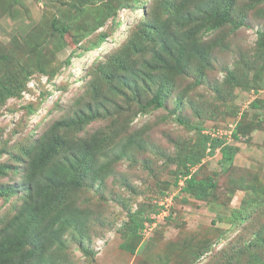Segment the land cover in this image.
Returning <instances> with one entry per match:
<instances>
[{"label": "rangeland", "instance_id": "rangeland-1", "mask_svg": "<svg viewBox=\"0 0 264 264\" xmlns=\"http://www.w3.org/2000/svg\"><path fill=\"white\" fill-rule=\"evenodd\" d=\"M6 1L9 10L0 17V55L11 58L20 80L37 58L58 69L52 76L49 69L45 74L31 73L19 95L0 104V188L8 193L13 189L7 201L0 199V232L22 203L29 148H35L44 136L52 138L50 131L57 121L92 100L91 80L95 86L104 82L98 64L103 68L112 54L129 43L145 21L144 6L153 23L168 16L162 7L155 10L156 0H138L133 8L118 10L114 20L108 19L102 28L85 36L94 25L101 1L108 0ZM73 3L84 11H76ZM261 13L250 18L248 27L225 39L221 32L200 35L207 66L199 70L200 60L194 58L192 70L175 79L163 109L144 111L134 101L113 96L112 103L106 104L109 117L81 131H71V122L63 121L66 135L59 134L64 147L55 156L61 164L64 156L83 143L101 141L106 133L111 137L113 129L104 130L110 124L129 123L125 134L137 136L139 131L142 141L126 149L120 160L114 157L126 140L120 136V143H109L108 157L97 163L101 171L72 197L73 208L85 222L81 234L70 230L63 235L65 246L56 253V264H221L223 258L231 264H254L249 253L257 248L244 247L264 223V207L246 209L248 193L235 181L243 178L264 188V6ZM53 18L69 26L61 38L58 32L51 33ZM97 34H105V40L86 50L89 39ZM144 83L140 84L141 95L148 100L155 87ZM248 122L257 129L251 137L228 142L238 146L229 167L221 164L220 151L212 150L211 142H201L208 130L228 132L230 125L235 128ZM194 153L201 159L190 172L197 179L217 183L207 202L179 193L182 179L177 162ZM176 177L180 178L177 187L173 185ZM230 180H234L231 185ZM226 188L235 196L229 197ZM169 197H173L171 206L167 205ZM211 200L221 205L214 207ZM141 222L148 228L136 237L131 228ZM206 238L208 249L195 258ZM129 245L133 251L126 249Z\"/></svg>", "mask_w": 264, "mask_h": 264}, {"label": "trees", "instance_id": "trees-1", "mask_svg": "<svg viewBox=\"0 0 264 264\" xmlns=\"http://www.w3.org/2000/svg\"><path fill=\"white\" fill-rule=\"evenodd\" d=\"M90 1L86 0L81 3ZM238 1L176 0L173 3L171 0H162L159 8V0H156L155 10L157 8L161 10L162 7L163 12L168 14L165 20L159 19V23H153V18L150 19L146 12L147 6H144L145 21L133 32L129 43L119 52L112 54L103 68V64H98L102 69L99 75L104 82L100 86H95L91 84V80L92 100L87 103L83 102L82 107L77 108L67 118L57 121L50 131L52 138L44 136L35 148H29L31 152L28 154L25 176L27 187L23 189L25 193L22 195V203L0 232V264H56L55 255L62 252L65 246L63 235L70 230L81 234L85 222L84 218L73 208L72 197L88 185L92 175L101 171V169H96L97 163L101 158L108 157L109 143L114 141L120 143L118 139L121 137L126 140L114 157L120 160L126 155V149L142 141L139 131H137V136L125 134L129 123L119 126L110 124L104 130L113 129L111 137L106 133L103 134L101 141L94 139L83 143L79 148L64 156L65 162L61 164L55 160V156L64 147V141L59 134L66 135L64 132L67 131V125L62 124L63 121L71 122L72 126L68 125L71 131H81L91 122L111 115L106 109V104L112 103L113 96H123L127 101H134L144 111L149 108L163 109L175 88V79L192 70L191 63L194 58L200 60L199 70L206 68L203 55L204 46L199 42L200 35L205 33L207 36L214 33L217 35L221 32L225 39L228 34L235 33L239 28L248 27L247 23L252 16L256 18L262 14L264 0H241L240 4ZM137 2L138 0L101 1L100 11L95 15L94 25L85 36L102 28L108 19L114 20L118 10L131 9ZM71 6L78 12L84 11V7L75 3ZM8 10L7 1L0 0V17L4 16ZM50 28L51 33L58 32L60 38L69 31V26L60 23L56 18L51 20ZM105 38V34L92 36L86 50L97 48ZM149 46L150 48L146 49ZM147 55L149 57L145 58ZM10 59L7 55H0V104L4 103L7 98L18 96L25 87L26 78L31 73L45 74L49 69L52 76L58 69L54 63L51 64L43 61L42 58H37L32 64L33 68L26 71V78L20 80L14 71V63ZM34 59L32 58L31 61ZM143 83L146 85L149 83L155 87L153 95L148 100H143L141 95L140 84ZM252 106L259 107L258 104H252ZM126 120L129 122L127 118ZM177 121L183 122L180 118H177ZM255 129H257L255 124L251 122L239 126L236 124L231 133V140L251 137ZM205 135L201 138L202 144L206 145L207 142H211L212 150L220 151L221 164L231 166L238 146L211 138L208 134ZM200 154H188L181 161L177 160V173H181L182 182L180 184V178L176 177L173 185L177 187L179 183L180 194L207 202L213 191L217 189V183L210 178L197 179L190 172L191 167L200 161ZM233 181L230 180L228 184L231 185ZM238 182L248 193L245 197L248 199L243 205L246 209L252 206L264 207V188L259 187V184L247 183L243 178L235 181V183ZM12 191L13 189H9V193ZM224 191L228 192L229 197L235 196V192L228 191L227 188ZM9 193L7 189L0 188V199L7 201ZM183 202L185 203L186 200L183 199ZM211 202L214 207L221 205L219 201L211 200ZM147 228H144L141 222L134 224L131 229L136 237H140L141 231ZM208 239L201 242L203 246L196 251L195 258L204 249H208L210 243ZM254 247L257 250L249 253L253 254L250 257L252 262L264 264V223L253 232L252 239L244 249ZM126 249L133 251L130 245L126 246ZM221 264H231V262L223 258Z\"/></svg>", "mask_w": 264, "mask_h": 264}, {"label": "built area", "instance_id": "built-area-1", "mask_svg": "<svg viewBox=\"0 0 264 264\" xmlns=\"http://www.w3.org/2000/svg\"><path fill=\"white\" fill-rule=\"evenodd\" d=\"M233 129H234L233 125H230L228 132H223L225 130H222V129H216V130H208L205 132V134L210 135L211 138H217L220 140H224L225 142L228 143L231 140V133H232ZM166 200H167V202L171 203V197H169ZM170 203L167 205L169 206ZM165 207H167V206H165ZM162 213H165V211L162 210Z\"/></svg>", "mask_w": 264, "mask_h": 264}, {"label": "clouds", "instance_id": "clouds-1", "mask_svg": "<svg viewBox=\"0 0 264 264\" xmlns=\"http://www.w3.org/2000/svg\"><path fill=\"white\" fill-rule=\"evenodd\" d=\"M171 199H172V197H171Z\"/></svg>", "mask_w": 264, "mask_h": 264}]
</instances>
